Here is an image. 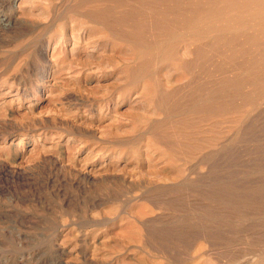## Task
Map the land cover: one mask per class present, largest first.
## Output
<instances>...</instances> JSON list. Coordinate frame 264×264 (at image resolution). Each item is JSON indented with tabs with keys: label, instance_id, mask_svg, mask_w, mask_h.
<instances>
[{
	"label": "rangeland",
	"instance_id": "374dc122",
	"mask_svg": "<svg viewBox=\"0 0 264 264\" xmlns=\"http://www.w3.org/2000/svg\"><path fill=\"white\" fill-rule=\"evenodd\" d=\"M110 3L0 0V264H264V81L247 70L264 35H238L255 18L224 10L201 67L157 64V103L84 14Z\"/></svg>",
	"mask_w": 264,
	"mask_h": 264
},
{
	"label": "bare ground",
	"instance_id": "6f19581e",
	"mask_svg": "<svg viewBox=\"0 0 264 264\" xmlns=\"http://www.w3.org/2000/svg\"><path fill=\"white\" fill-rule=\"evenodd\" d=\"M110 1L113 3L100 6L95 12L86 11L84 14L114 36V40L119 43L121 55L128 53L131 64H123L121 68L124 73L126 72L127 80H143L146 88L144 96L152 102L156 100L157 103L159 99L164 100V94H170L159 86L155 69L157 64L167 62L186 72H190L194 65L201 67L198 59H203L206 47L210 50L217 49L220 33L231 31L229 19L224 24L214 23V20L222 19L224 10L246 12L255 20L264 16V4L260 0H224L223 7L209 8L206 11L201 7L202 0ZM114 4L116 8L117 6L126 8L117 11ZM255 20L252 19L249 25L245 24L243 19L239 20L243 30L238 35L243 37L244 43L251 46L258 44L259 37L264 35V23H256ZM146 32L152 33L151 39L147 38ZM208 36L213 39L204 44ZM180 48H183L184 54H192L194 59L189 61L180 56ZM248 50H243L242 54L246 55ZM215 69L217 70L216 64ZM247 70L250 75L251 72L253 75H260L250 80L253 85L264 81V73H261L264 72V57L258 58L257 61L252 60ZM200 93L201 90H197V94ZM218 94V91L215 92L212 98L218 99ZM206 107L204 104V108Z\"/></svg>",
	"mask_w": 264,
	"mask_h": 264
}]
</instances>
